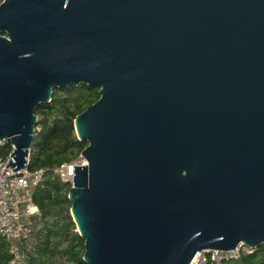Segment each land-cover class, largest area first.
<instances>
[{
  "label": "water",
  "instance_id": "95a60500",
  "mask_svg": "<svg viewBox=\"0 0 264 264\" xmlns=\"http://www.w3.org/2000/svg\"><path fill=\"white\" fill-rule=\"evenodd\" d=\"M78 85L99 89L74 120L87 146L68 192L86 264L264 246V0H2L14 173L35 109Z\"/></svg>",
  "mask_w": 264,
  "mask_h": 264
},
{
  "label": "trees",
  "instance_id": "16d2710c",
  "mask_svg": "<svg viewBox=\"0 0 264 264\" xmlns=\"http://www.w3.org/2000/svg\"><path fill=\"white\" fill-rule=\"evenodd\" d=\"M98 92V88L87 85L56 89L49 103L35 109L37 124L28 170H42L44 174L41 182L31 189L32 202L39 214L23 218L28 235L19 242V247L26 264H86L84 241L70 214L71 185L63 182L55 171L77 161L87 146L78 140L74 120L99 99ZM10 150V145L0 144V159H5ZM11 259L7 241L0 237V264H10ZM223 264H264V246Z\"/></svg>",
  "mask_w": 264,
  "mask_h": 264
},
{
  "label": "built area",
  "instance_id": "2783aa9c",
  "mask_svg": "<svg viewBox=\"0 0 264 264\" xmlns=\"http://www.w3.org/2000/svg\"><path fill=\"white\" fill-rule=\"evenodd\" d=\"M10 147L8 156L0 159V237H3L9 246L12 257L10 264H26L19 247V242L26 239L28 235L23 218L39 214L38 208L32 202L31 189L41 182L44 172L42 170L31 172L27 165L25 169L14 173L8 165L13 151V147ZM77 165H85L81 156L75 162L60 166L55 173L63 182L71 184L73 167ZM253 252L254 250L243 245L228 252L205 251L198 253L191 264H223L226 261L238 259L242 253Z\"/></svg>",
  "mask_w": 264,
  "mask_h": 264
}]
</instances>
